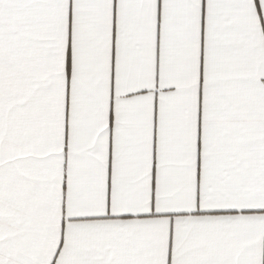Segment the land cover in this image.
Here are the masks:
<instances>
[{
	"label": "snow or ice",
	"instance_id": "1",
	"mask_svg": "<svg viewBox=\"0 0 264 264\" xmlns=\"http://www.w3.org/2000/svg\"><path fill=\"white\" fill-rule=\"evenodd\" d=\"M0 264H264V0H0Z\"/></svg>",
	"mask_w": 264,
	"mask_h": 264
}]
</instances>
